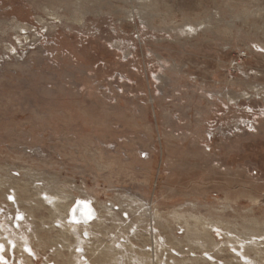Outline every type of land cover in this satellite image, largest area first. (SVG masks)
Instances as JSON below:
<instances>
[{
	"label": "rangeland",
	"instance_id": "rangeland-1",
	"mask_svg": "<svg viewBox=\"0 0 264 264\" xmlns=\"http://www.w3.org/2000/svg\"><path fill=\"white\" fill-rule=\"evenodd\" d=\"M0 221V264H264V0H0Z\"/></svg>",
	"mask_w": 264,
	"mask_h": 264
},
{
	"label": "bare ground",
	"instance_id": "bare-ground-1",
	"mask_svg": "<svg viewBox=\"0 0 264 264\" xmlns=\"http://www.w3.org/2000/svg\"><path fill=\"white\" fill-rule=\"evenodd\" d=\"M13 197H14V202H16V198H15V196H14V194H13ZM16 204H17V202H16ZM83 206H84V204H82V203H80V204H78L75 208H74V210H73V212H74V216L73 217H79V218H85L87 215H88V210L86 211V209H85V207H84V209H83ZM85 211V212H84ZM73 212H72V214H73ZM22 215V214H21ZM1 222V221H0ZM22 222H24V219H22V221L20 222V223H18V221L17 222H15L14 220H12V222H11V225H10V227H11V229L12 230H17V228H19L20 226H21V223ZM5 239V240H4ZM3 240L5 241V242H7V241H9L8 243L10 244V247H12L13 246V242H12V240H10L8 237H1L0 236V242L2 243V244H4V242H3ZM0 248H1V245H0ZM24 250L28 253V252H30V250L29 249H27V247H25L24 246ZM2 259V258H1Z\"/></svg>",
	"mask_w": 264,
	"mask_h": 264
},
{
	"label": "built area",
	"instance_id": "built-area-1",
	"mask_svg": "<svg viewBox=\"0 0 264 264\" xmlns=\"http://www.w3.org/2000/svg\"><path fill=\"white\" fill-rule=\"evenodd\" d=\"M6 201H7L8 203H12V202H14L13 194L7 196ZM22 219H24V216L21 215V213H18V214H15V215L11 216L10 221H11V220H14L15 222L18 221V223H20V222L22 221Z\"/></svg>",
	"mask_w": 264,
	"mask_h": 264
}]
</instances>
